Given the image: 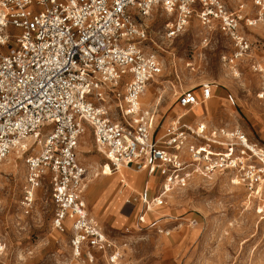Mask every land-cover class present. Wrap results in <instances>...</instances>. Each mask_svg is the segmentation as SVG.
Here are the masks:
<instances>
[{
	"label": "built area",
	"instance_id": "1",
	"mask_svg": "<svg viewBox=\"0 0 264 264\" xmlns=\"http://www.w3.org/2000/svg\"><path fill=\"white\" fill-rule=\"evenodd\" d=\"M253 5L255 19L246 18L242 5L228 9L224 0H0V46L8 47L0 52V162L11 152L38 149L25 158V210L47 178L53 227L62 231L70 222L76 250L84 243L101 250L110 246L89 218L83 197L86 168L77 147L86 130L113 171L124 165L160 177L157 192L142 191L133 198L144 207L137 214L141 224L195 170L231 171L238 183L262 194L264 146L239 128L208 129L205 122L186 118L197 103L211 98V84H203L200 92L182 91L180 114L157 134L156 111L140 98L161 76L163 65L156 54L143 50L145 31L135 21V15L163 8L172 15L164 28L170 39L197 18L230 39L234 53L223 59L232 63L252 52L242 22L246 27L264 24V0ZM253 69L264 74V66ZM257 96L264 99V86ZM158 222L150 226L168 235Z\"/></svg>",
	"mask_w": 264,
	"mask_h": 264
},
{
	"label": "rangeland",
	"instance_id": "2",
	"mask_svg": "<svg viewBox=\"0 0 264 264\" xmlns=\"http://www.w3.org/2000/svg\"><path fill=\"white\" fill-rule=\"evenodd\" d=\"M224 2L230 10L242 5L246 18H256L253 0ZM170 19L172 15L161 7L146 16L135 15L145 31L143 50L156 54L163 65L161 76L145 90L150 101L142 102L156 111L157 134L180 114L177 97L182 91L200 92L203 84H211L221 94L213 91L210 99L188 113L187 120L203 121L208 129L239 128L264 146V99L257 96L264 74L253 69L264 66V24L246 27L242 22L243 32L253 43L252 52L230 63L223 57L233 54L234 46L217 28L203 27L193 18L185 30L168 39L164 28ZM7 51L6 45L0 46V52ZM120 92L121 86L115 95ZM27 141L30 145L32 140ZM37 150L15 160L10 154L0 163V264H264V188L255 195L244 184H233L231 171H191L185 185L174 186L165 195V204L148 211L141 224L137 214L144 207L133 198L142 191L145 171L121 168L126 183L119 171L107 172L103 165L108 161L88 130L77 147L78 159L86 168L83 197L89 218L110 246L101 250L84 243L77 251L71 223L62 231L53 227L55 207L47 178L27 211L21 204L25 158ZM152 220L169 234L150 226Z\"/></svg>",
	"mask_w": 264,
	"mask_h": 264
},
{
	"label": "crops",
	"instance_id": "3",
	"mask_svg": "<svg viewBox=\"0 0 264 264\" xmlns=\"http://www.w3.org/2000/svg\"><path fill=\"white\" fill-rule=\"evenodd\" d=\"M218 87H214V89H212L214 92H217V93H219V94H221V92H220V90H218L217 89ZM213 92H212V96H213ZM225 99L226 100H228L229 99V95L228 94H226V96H225ZM200 107H201V104H200ZM194 109H198L197 108V106L194 108ZM193 110V109H192ZM199 113L196 115L195 113V117H196V119H198V117H200L199 115H200V113H201V111H202V108H199ZM126 167H128V166H123L122 168H124L125 170H126ZM142 171H144V170H142ZM116 172H118V171H116ZM152 179V180H151ZM150 180H151V182H150ZM159 182V184H158V187H159V185H160V183H161V179H160V177L159 176H157V175H149L146 171H145V182H144V185H143V187H142V191H147V192H149L150 194H152L153 192H155V189H157V183ZM142 191H140V192H142ZM139 192V193H140Z\"/></svg>",
	"mask_w": 264,
	"mask_h": 264
},
{
	"label": "bare ground",
	"instance_id": "4",
	"mask_svg": "<svg viewBox=\"0 0 264 264\" xmlns=\"http://www.w3.org/2000/svg\"><path fill=\"white\" fill-rule=\"evenodd\" d=\"M155 81H157V78L155 79ZM148 88V86L146 87V89ZM142 97H143V99H142ZM140 101H141V104L143 105V103H145V104H147L149 101H150V94H147L146 93V91H144L143 92V94L141 95V98H140ZM144 101V102H143ZM143 102V103H142ZM198 104V103H197ZM197 104L192 108V109H194L196 106H197ZM146 106V105H145ZM10 154H13L14 155V157L15 158H12L13 160H15L16 158H18V157H20L22 154L21 153H15V152H11ZM9 154V155H10ZM8 155V156H9ZM1 163V162H0ZM122 166H124V165H121V166H119L118 167V170H116V171H119V175L122 177V180L126 183V181H125V179L123 178V171L121 170V168H122ZM103 168H105V170L107 171V172H109L110 170L111 171H113L112 169H111V167H110V165H109V163L108 162H106L104 165H103ZM128 168V167H127ZM128 169H132V168H128ZM95 177V176H94ZM85 180H86V176H85ZM232 183L233 184H238V182L234 179V180H232ZM127 185V184H126ZM86 188V181H85V183H84V189ZM78 251V250H77Z\"/></svg>",
	"mask_w": 264,
	"mask_h": 264
}]
</instances>
